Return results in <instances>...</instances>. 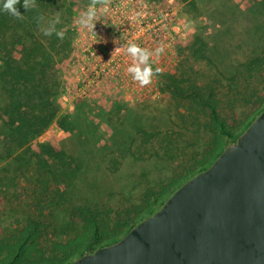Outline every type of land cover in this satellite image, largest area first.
Instances as JSON below:
<instances>
[{"label":"rangeland","instance_id":"obj_1","mask_svg":"<svg viewBox=\"0 0 264 264\" xmlns=\"http://www.w3.org/2000/svg\"><path fill=\"white\" fill-rule=\"evenodd\" d=\"M136 1L108 0L106 5L98 4L97 10L132 7ZM149 1L160 8L173 7L182 38L174 63L147 86L125 81L84 88L87 83L78 75L90 28L80 27L76 20L91 1L72 6L71 13L67 3L57 10L61 24L69 20L74 32L71 51L59 63L64 85L58 101L64 113L31 141L33 147L47 141L65 150L77 165L76 177L62 185L67 199L40 216L56 232L76 205L118 211L141 203L151 189L157 191L166 183L194 175L188 178L189 169L212 137L208 120L186 98L165 88L162 74L175 71L183 83L213 84L232 121L255 111L257 95L264 94V67L253 62L264 55V0ZM53 18L49 14L44 27ZM139 128L158 133L157 141L146 143L148 151L143 154L137 150L143 149ZM167 141L173 155L167 156L161 147L157 155L159 143L165 147ZM21 152L0 158V240L27 220L39 218L34 165L28 157L19 160Z\"/></svg>","mask_w":264,"mask_h":264},{"label":"trees","instance_id":"obj_2","mask_svg":"<svg viewBox=\"0 0 264 264\" xmlns=\"http://www.w3.org/2000/svg\"><path fill=\"white\" fill-rule=\"evenodd\" d=\"M90 1L37 0L38 9L27 12L20 0L17 8L24 15L22 20L0 12V158L21 150L18 159L28 157L34 165L32 175L36 189L33 192L39 217L27 220L21 228L0 240V264H69L86 252L118 240L187 180L182 178L166 183L157 191L151 189L145 192L141 203L118 211L109 207L76 205L69 211L68 221L57 225V232L50 221L40 218L44 217L46 209L52 212L67 199L68 193L62 185H68L77 175V165L65 150L47 141H38L31 146V141L64 113L58 101L64 85L59 63L62 55L71 51L74 32L68 20V24L57 25L58 30H64L63 39H58L55 34L44 36L41 27L45 22L38 27L35 17L38 14L45 19L49 14L55 17L58 8L62 9L66 3V9L71 13L72 6ZM256 61L264 67V55L253 62ZM161 79H164L165 88L186 98L191 108L207 117V126L212 133L209 144L189 169L188 178L207 168L264 107V94L257 95L258 108L232 121L228 112L223 111L213 84L183 83L184 79L175 71L162 74ZM138 134L143 149L137 150L143 154L148 151L146 143L152 145L157 141L158 133L139 128ZM170 145L167 141L162 147L161 142L154 152L160 155L161 147L167 156H172Z\"/></svg>","mask_w":264,"mask_h":264},{"label":"water","instance_id":"obj_3","mask_svg":"<svg viewBox=\"0 0 264 264\" xmlns=\"http://www.w3.org/2000/svg\"><path fill=\"white\" fill-rule=\"evenodd\" d=\"M69 264H264V107L153 213Z\"/></svg>","mask_w":264,"mask_h":264},{"label":"built area","instance_id":"obj_4","mask_svg":"<svg viewBox=\"0 0 264 264\" xmlns=\"http://www.w3.org/2000/svg\"><path fill=\"white\" fill-rule=\"evenodd\" d=\"M107 7L98 11L97 23L88 31L84 64L78 75L87 83L84 88L100 82H134L127 72L131 57L124 50L129 41L153 52L163 48L160 55L151 58L154 70L165 71L164 67L174 63L182 31L172 6L160 8L149 0H138L132 7ZM117 47L121 50L114 52Z\"/></svg>","mask_w":264,"mask_h":264},{"label":"clouds","instance_id":"obj_5","mask_svg":"<svg viewBox=\"0 0 264 264\" xmlns=\"http://www.w3.org/2000/svg\"><path fill=\"white\" fill-rule=\"evenodd\" d=\"M20 0H0V12H4L16 19L22 20L24 15L20 13L17 5ZM108 0H91L86 11L81 13L76 20V23L82 28L95 27L96 17L98 14L97 5H106ZM23 8L29 11L37 10V0H23ZM36 23L39 26L43 25L45 17L41 14L36 15ZM61 23L60 16L56 15L51 19L46 27H41L44 36L51 37L53 34L58 39L64 38V30L57 29V25ZM124 47V46H122ZM121 48H116L114 52H119ZM126 54L131 57V64L127 68V72L130 74L132 80L137 82L140 86H147L151 84L155 75L160 74V69H153L151 64V58L153 55H160L163 52V48L157 49L155 52L147 48L141 47L139 44L129 41L124 49Z\"/></svg>","mask_w":264,"mask_h":264}]
</instances>
